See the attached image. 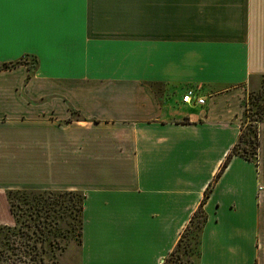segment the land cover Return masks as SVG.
Listing matches in <instances>:
<instances>
[{
  "label": "crops",
  "instance_id": "0c3cea01",
  "mask_svg": "<svg viewBox=\"0 0 264 264\" xmlns=\"http://www.w3.org/2000/svg\"><path fill=\"white\" fill-rule=\"evenodd\" d=\"M14 24L0 225L12 191H79L78 264H164L202 206L196 264H264V122L220 174L264 79V0H52Z\"/></svg>",
  "mask_w": 264,
  "mask_h": 264
},
{
  "label": "trees",
  "instance_id": "16d2710c",
  "mask_svg": "<svg viewBox=\"0 0 264 264\" xmlns=\"http://www.w3.org/2000/svg\"><path fill=\"white\" fill-rule=\"evenodd\" d=\"M16 64H0V70L3 69H9L12 66H15ZM261 107L258 106L259 111L256 114L261 113ZM250 108H247V118H249ZM264 110V108H263ZM262 117L259 118H250V125H254L252 128V133L254 135V138L248 139V143L252 146V155L254 157H248L238 151V146L242 142L243 139V132H244V125L242 126V135L240 138L239 143L234 147L232 152L228 155L226 158L220 174L228 167L231 160L236 155L244 156L248 159L255 158V155L257 154L258 145H259V134H258V126L261 122H264L263 113H261ZM219 174V175H220ZM218 175V176H219ZM212 190V185H210L206 191V197L208 198L210 195V192ZM18 191H12L9 194L10 197V209L11 213L15 218V226L14 227H7L2 226L0 227V260L4 261L6 264H28L26 260L23 259V254L26 253L27 255H30V260H34L35 262L33 264H47L44 257H40V251L39 246L37 243L41 245L43 248L45 243H47L46 235L51 234L54 231L53 224L56 223L50 222V218L52 217V220H56L62 217V211L67 210L70 206L69 204H66L64 200H53V198L66 196L71 197L70 201L72 202V213L75 212V215L77 217H80L79 219V236H82V215H83V199L84 196L79 191H44V192H38V191H27L26 193H30L29 195H32V197H26L24 198L23 204H16L13 201V196ZM46 195V197H45ZM75 198H79L78 205L75 206ZM204 199V200H205ZM63 201V202H62ZM75 206V207H74ZM200 214L203 217L202 223H201V229L203 227L204 221H205V215L203 207L201 206L200 209L196 212V214L193 216L191 223L194 221L196 216ZM59 215V217H57ZM190 226V225H189ZM188 226V228H189ZM27 230H24V229ZM187 228V229H188ZM186 229V230H187ZM200 229V232H201ZM186 231L184 232L178 246L182 243V240L184 238ZM44 237V238H43ZM34 241V244H31V241ZM200 240V237H199ZM199 243L198 242V253L197 257L199 255ZM174 252L170 255V257L166 260L168 262ZM45 252V248H43L42 253ZM37 259H39V263L37 262Z\"/></svg>",
  "mask_w": 264,
  "mask_h": 264
},
{
  "label": "rangeland",
  "instance_id": "374dc122",
  "mask_svg": "<svg viewBox=\"0 0 264 264\" xmlns=\"http://www.w3.org/2000/svg\"><path fill=\"white\" fill-rule=\"evenodd\" d=\"M248 108H250L247 121L244 125L243 139L242 142L238 146V151L248 157H254L251 153L253 151L252 146L248 143V139L254 138L252 133V128L254 125H250V118H259L262 117L260 115L263 113L264 117V79L262 80L261 89L251 90L248 94L247 100ZM261 107V113H258L259 108ZM62 192V191H61ZM30 193L26 192H17L13 196V201L16 204H23L24 198L32 197L29 195ZM57 196V195H56ZM54 197L53 200H64L66 204H69V208L65 211H62V217L56 220H52L50 218V222L56 221L53 224L54 231L51 234L46 235L47 243H45L44 247L45 252L42 253L43 248L39 243V251L40 257H44L47 264H78L80 257V248H81V237L79 234V219L75 215V212L72 213V202L70 201L71 197L61 196ZM46 197V195H45ZM10 201V197H9ZM79 198H75V206L78 205ZM63 202V201H62ZM74 206V207H75ZM59 217V215L57 216ZM203 217L198 214L192 224H190L189 228L186 230L182 243L176 248L175 253L171 257L168 262L164 264H196L197 263V251H198V242L200 236V227L202 223ZM7 227H14L13 225H0ZM24 230H27L26 228ZM44 238V237H43ZM31 244H34V241H31ZM23 259L28 262V264H33L35 261L30 260V255L24 253ZM39 263V259H37ZM0 264H6L4 261L0 260ZM25 264V263H23Z\"/></svg>",
  "mask_w": 264,
  "mask_h": 264
},
{
  "label": "snow or ice",
  "instance_id": "6c2138e0",
  "mask_svg": "<svg viewBox=\"0 0 264 264\" xmlns=\"http://www.w3.org/2000/svg\"><path fill=\"white\" fill-rule=\"evenodd\" d=\"M52 0H0V44L6 35L14 33V19L19 10H29Z\"/></svg>",
  "mask_w": 264,
  "mask_h": 264
},
{
  "label": "built area",
  "instance_id": "2783aa9c",
  "mask_svg": "<svg viewBox=\"0 0 264 264\" xmlns=\"http://www.w3.org/2000/svg\"><path fill=\"white\" fill-rule=\"evenodd\" d=\"M194 98H196V99H195V102H196V104H198V105H204V104L206 103L205 98H201V97H199V96H197V97H193L191 93H188V94L184 97L183 102H185V103H192V102L194 101Z\"/></svg>",
  "mask_w": 264,
  "mask_h": 264
}]
</instances>
